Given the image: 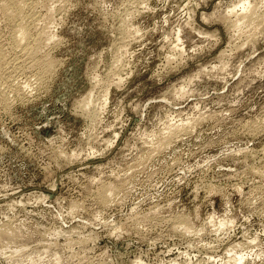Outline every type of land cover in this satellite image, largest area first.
<instances>
[{
  "label": "rangeland",
  "instance_id": "1",
  "mask_svg": "<svg viewBox=\"0 0 264 264\" xmlns=\"http://www.w3.org/2000/svg\"><path fill=\"white\" fill-rule=\"evenodd\" d=\"M4 1L0 264H264V0Z\"/></svg>",
  "mask_w": 264,
  "mask_h": 264
},
{
  "label": "bare ground",
  "instance_id": "2",
  "mask_svg": "<svg viewBox=\"0 0 264 264\" xmlns=\"http://www.w3.org/2000/svg\"><path fill=\"white\" fill-rule=\"evenodd\" d=\"M25 1L26 0H5L4 1V10H5V12H6V16H7V18L8 19H11V20H13V21H18V23H20V24H18L17 22V24L19 25L18 26V35H16L15 37H14V44L17 46V47H20V50L23 52L24 51V53H27V54H29V55H32V56H34L35 54H36V52H37V47H36V43H37V41L39 40V39H41V38H43V36L45 37V39L46 40H52L53 39V37H54V35L53 34H51V33H47V32H45L43 29H41V30H39V31H37L36 32V35L34 36V38H31V35H30V33L28 32V30L25 28L26 26H23V23L22 22H24L23 21V14H24V9H25ZM237 6V5H236ZM27 8V7H26ZM237 9H239V14L238 13H236V11H237ZM255 6H253L252 5V2H250L249 0H244L243 2H241V3H239V6L236 8L235 6L233 7V8H231L228 12L229 13H232V12H235L236 14H234L236 17V19L234 18V21L235 22H233V24H232V27H233V25L235 26H239L240 24H242L243 22H244V20L246 21V20H248L250 17H252L251 16V14H253V12H254V14H255ZM228 15V14H227ZM231 15V14H230ZM25 17V16H24ZM229 18V17H228ZM231 20V19H230ZM35 20H34V18H33V22H34ZM232 22V21H231ZM32 23V22H31ZM33 24V23H32ZM235 26V27H236ZM242 26H243V24H242ZM235 27H234V29H235ZM238 28V27H237ZM236 31V30H235ZM179 38V37H178ZM175 39H177V38H175ZM178 40V39H177ZM41 43V42H40ZM176 46V45H175ZM40 49V48H39ZM37 58V57H36ZM35 59V58H34ZM37 59H39V58H37ZM36 60V59H35ZM41 60V59H40ZM39 60V61H40ZM39 61L37 60V62L36 61H34L35 63H39ZM44 61V60H43ZM42 61V63H44ZM46 61V60H45ZM48 61V60H47ZM50 61V60H49ZM52 62V64L54 63L53 62V60L51 61ZM40 63H41V61H40ZM31 64V63H30ZM45 64H46V62H45ZM32 65H33V62H32ZM39 65V64H38ZM38 65H36V66H38ZM40 65H44V64H40ZM39 65V66H40ZM50 65H51V63H50ZM47 66V65H46ZM45 66V67H46ZM49 66V65H48ZM47 66V67H48ZM52 66V65H51ZM41 68H45L44 66H40ZM39 67V68H40ZM50 68V67H49ZM48 68V69H49ZM47 69V68H46ZM46 69H44V71L46 70ZM44 71H42V72H44ZM41 73V72H40ZM84 97V96H83ZM82 98V97H81ZM93 98H94V94L92 93V91H89L88 93H86V95H85V97L82 99V100H80L81 102H82V106H84L83 107V109L84 108H86V109H88L89 108V105H92L91 104V102H92V100H93ZM105 99H106V97H105ZM80 104V103H79ZM79 104H78V106H79ZM96 105V104H95ZM81 107V106H80ZM91 107V106H90ZM85 109V110H86ZM93 109H95V108H93ZM88 112V111H87ZM90 112V111H89ZM88 112V113H89ZM94 112H92L91 114H93ZM90 114V115H91ZM96 114V113H95ZM169 136V135H168ZM163 140V139H162ZM164 141V140H163ZM224 225V224H223ZM3 233V232H2ZM2 233H0L1 235H2ZM234 247H231L230 249H229V251H231L232 249H233ZM238 261V263H240V262H242V257L241 256H238L236 259H235V261Z\"/></svg>",
  "mask_w": 264,
  "mask_h": 264
}]
</instances>
